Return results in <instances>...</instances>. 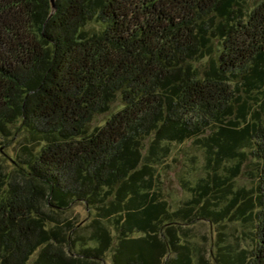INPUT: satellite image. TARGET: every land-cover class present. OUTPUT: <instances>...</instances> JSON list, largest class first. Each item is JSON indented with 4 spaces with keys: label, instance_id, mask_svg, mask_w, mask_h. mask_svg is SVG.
<instances>
[{
    "label": "trees",
    "instance_id": "16d2710c",
    "mask_svg": "<svg viewBox=\"0 0 264 264\" xmlns=\"http://www.w3.org/2000/svg\"><path fill=\"white\" fill-rule=\"evenodd\" d=\"M53 4L0 0V264H264V0ZM188 139L205 175L172 209L158 167ZM194 219L254 249L194 260Z\"/></svg>",
    "mask_w": 264,
    "mask_h": 264
},
{
    "label": "rangeland",
    "instance_id": "374dc122",
    "mask_svg": "<svg viewBox=\"0 0 264 264\" xmlns=\"http://www.w3.org/2000/svg\"><path fill=\"white\" fill-rule=\"evenodd\" d=\"M205 162L204 149L192 139H188L175 144L169 157L158 167L159 191L172 209L184 206V202L191 198L192 193L189 187L199 177L205 175ZM237 184L250 187L252 185L250 175L247 172L241 173L237 178ZM67 214L72 220L79 221L82 225H85L91 217V213H88L85 206L79 202L73 204ZM222 224L216 227L205 219H194L182 224L180 238L182 242L189 243L194 260L200 254L209 258L211 249H215V243L219 240L220 245H230L233 251H238L240 248L254 249L255 241L252 239L251 227L246 228L240 221L228 219H225ZM35 256L36 254L27 264H31ZM105 264H110L109 253Z\"/></svg>",
    "mask_w": 264,
    "mask_h": 264
},
{
    "label": "water",
    "instance_id": "95a60500",
    "mask_svg": "<svg viewBox=\"0 0 264 264\" xmlns=\"http://www.w3.org/2000/svg\"><path fill=\"white\" fill-rule=\"evenodd\" d=\"M51 6H52V9H53L54 8L53 0H51Z\"/></svg>",
    "mask_w": 264,
    "mask_h": 264
}]
</instances>
